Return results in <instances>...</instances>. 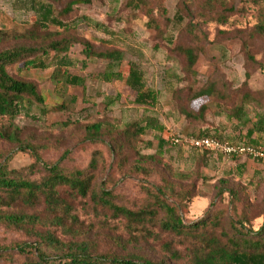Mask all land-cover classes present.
I'll use <instances>...</instances> for the list:
<instances>
[{
  "label": "rangeland",
  "instance_id": "374dc122",
  "mask_svg": "<svg viewBox=\"0 0 264 264\" xmlns=\"http://www.w3.org/2000/svg\"><path fill=\"white\" fill-rule=\"evenodd\" d=\"M141 1L144 0H93L88 5H76L68 15L56 16L68 28L63 30L49 25L47 29L73 41L88 42L95 51L119 49L123 61L115 70L126 77L127 64H135L142 72L144 85L158 93L154 107L134 104L135 93L122 81L100 80L107 61L85 60L83 47L76 42L68 55L77 61L71 72L84 78V89L75 87L57 92L50 79L51 68L23 70L21 65L17 66L14 71L19 77L38 86L49 111L43 114L35 105L12 121L0 118V130L9 124L17 127L21 140L32 145L44 163H56L65 171L85 169L96 153L98 168L93 187L103 183L112 202L120 206L135 210L151 207L156 197L173 203L176 193H179L176 196L179 200L183 192L192 190L194 195L185 207L183 218L197 221L207 212L218 181L224 179L229 185L241 184L248 202L258 213L264 207V161L246 156L232 159L173 146L167 138L169 135H208L225 141L247 142L244 137L249 124L243 127L234 119L229 120L224 110L240 105L246 92L257 99V103L248 100L244 108L246 118L251 120V111H258V106L264 104V95H260L264 94V41L248 38L258 15L264 14V0H227L233 5L234 13L225 25L201 17L210 9L204 0L191 2V16L198 18L203 33L199 37L206 38L197 44L198 58L192 74L186 72L184 59L174 52L176 45L193 43L192 38L182 32L188 20H181L177 14L180 0H161L169 20L163 38L147 26ZM33 6L32 0H0V30L9 33L0 49L21 43L14 35L23 34L37 21ZM52 6L56 10L54 15H58L63 4ZM243 42L247 43L246 48L255 64L246 58ZM247 73L250 76L246 80ZM211 83L219 96L191 100L194 91ZM106 98L112 101L107 108ZM201 106L205 111L197 120L191 121L184 116L187 112L198 115ZM148 117L156 119L163 130L148 129L131 145L123 141L121 130ZM96 122H104L105 136L102 133L103 137L90 138L87 127ZM158 138L166 142L161 152ZM257 142L264 144V138ZM15 147L0 139V156L12 153ZM32 164L31 156L20 151H15L8 162L9 169L32 178L41 176L43 168L34 169ZM172 188L173 194L170 193ZM64 198L69 202L70 215L75 218L64 217V227L50 222L43 205L35 210L23 209L27 214L35 212L40 216L42 220L37 224L23 228L0 224V264H23L25 256L15 246L35 245L37 233L46 231L63 243H85L91 255L134 262H160L168 258L169 245L170 250L181 254V261L169 264H187L185 249L191 243L160 230L157 217L147 224L144 232L133 229L123 218L114 217L108 209L96 207L89 197ZM227 202L223 200V205ZM13 209L17 208L11 211ZM226 211L228 214V207ZM261 224V218L255 219L253 229L257 230Z\"/></svg>",
  "mask_w": 264,
  "mask_h": 264
},
{
  "label": "trees",
  "instance_id": "16d2710c",
  "mask_svg": "<svg viewBox=\"0 0 264 264\" xmlns=\"http://www.w3.org/2000/svg\"><path fill=\"white\" fill-rule=\"evenodd\" d=\"M33 10L37 14V21L33 27L23 34L14 35L20 40L19 45L0 49V118L9 121L14 120L20 113L29 111L32 106L39 107L43 114L49 111L44 106V98L38 86L32 81L18 76L14 68L22 67L23 70H45L51 68L50 79L54 84L55 91H66L75 87L84 89V78L72 74L77 61L69 55L70 47L80 43L83 47L82 54L85 60L98 58L107 61L106 70L99 75L104 82L122 81L125 86L135 93L134 104L139 106L154 107L158 102V93L147 88L143 82L140 69L133 63H128L126 77H123L117 68L123 61L122 52L119 49L109 48L95 51L88 42L77 41L70 37H64L48 31V26L66 29L68 25L59 21L57 17L68 15L76 5H88L93 0H32ZM193 0H180V19L188 22L182 32L188 34L193 43L187 46L176 45L174 52L185 62V70L188 74L193 73L198 58V43L206 40L199 37L203 33L199 28L197 17L191 16V2ZM53 4H63L58 15L55 14ZM204 4L210 9L201 17L209 21L225 25L234 13L233 5L227 0H204ZM141 9L147 19V26L155 31L160 37H164L165 29L169 24L165 9L161 0L141 1ZM57 16V17H56ZM9 38V33L0 30V45ZM249 39L264 41V14H259L256 23L252 27ZM171 42V41H170ZM246 58L255 64L246 42H243ZM14 71V74L10 70ZM250 74H246V80ZM220 93L215 90L212 83L194 91L191 100L195 101L204 97ZM261 96L264 94H260ZM257 103L255 97H250L246 92L238 106L225 109V116L234 119L241 126L246 127L245 141L232 142V144L251 147H264L257 139L264 138V104H260L259 110H252V119L246 118L247 112L244 108L249 101ZM112 104L108 98L105 99L106 108ZM205 107L201 106L198 115L191 112L184 116L191 121L201 117ZM144 122V125L140 123ZM148 129L161 132L163 126L156 119L146 118L141 122L129 124L120 131V137L131 145L135 138L143 135ZM105 136L104 122H96L87 127L90 138ZM194 136V135H192ZM225 141L218 136L196 135ZM0 139L16 146L12 153L0 156V224L13 228H23L24 225H34L41 222V218L35 212L27 214L23 209L35 210L44 206L51 218L50 222L64 227V217L75 218L70 215L69 202L64 198L71 199L91 198L96 207L108 209L114 217L123 218L133 229L146 231L147 224L157 217V226L160 230L170 233L176 238L188 241L189 246L185 249L187 264H264V207L255 213V206L248 202L245 188L241 184L229 185L226 180H219L215 187V196L207 212L197 221H185V207L190 203L194 193L192 190L182 193L178 200V194L173 197V203L156 197L155 203L150 207H141L137 210L117 205L112 202L105 185L101 183L93 187L94 173L98 168V157L93 156L85 169L65 171L62 167L54 164H46L39 157L32 145L24 143L20 138L17 127L9 124L0 130ZM158 149L161 152L166 142L158 138ZM20 151L27 153L33 160V168H43L44 173L38 177H31L21 171L9 169L8 162L13 153ZM210 153L207 151H202ZM234 157H232L233 159ZM35 165V166H34ZM96 189V190H95ZM174 188L171 189L173 194ZM63 196V197H62ZM177 196V197H176ZM227 200V205H223ZM39 205V206H38ZM17 210L11 211V208ZM227 207L229 212L227 214ZM211 209H213L212 212ZM160 215V216H159ZM261 218L262 224L254 230L252 223ZM38 241L35 245L23 244L15 246L19 253L25 256L23 264H153L149 261H137L129 259L105 258V255H91L85 243L69 242L63 243L57 239L52 232L37 233ZM166 254L168 258L162 259L155 264H169V262L181 261V254L169 249L167 245Z\"/></svg>",
  "mask_w": 264,
  "mask_h": 264
},
{
  "label": "built area",
  "instance_id": "2783aa9c",
  "mask_svg": "<svg viewBox=\"0 0 264 264\" xmlns=\"http://www.w3.org/2000/svg\"><path fill=\"white\" fill-rule=\"evenodd\" d=\"M167 141L173 146H182L197 151H207L223 157H249L264 161V147L235 145L227 141L188 135L178 137L169 135Z\"/></svg>",
  "mask_w": 264,
  "mask_h": 264
},
{
  "label": "crops",
  "instance_id": "0c3cea01",
  "mask_svg": "<svg viewBox=\"0 0 264 264\" xmlns=\"http://www.w3.org/2000/svg\"><path fill=\"white\" fill-rule=\"evenodd\" d=\"M237 167H241V166H237Z\"/></svg>",
  "mask_w": 264,
  "mask_h": 264
}]
</instances>
